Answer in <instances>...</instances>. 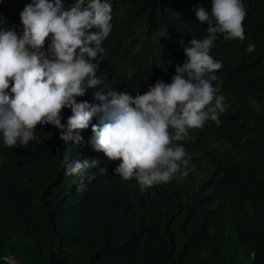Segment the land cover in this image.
I'll use <instances>...</instances> for the list:
<instances>
[{
	"label": "trees",
	"instance_id": "trees-1",
	"mask_svg": "<svg viewBox=\"0 0 264 264\" xmlns=\"http://www.w3.org/2000/svg\"><path fill=\"white\" fill-rule=\"evenodd\" d=\"M29 2L0 0V27L21 31ZM111 2L113 28L96 73L105 90L134 95L157 79L171 82L189 41L207 35L195 12L211 0ZM243 2L245 39L217 34L210 49L222 62L212 83L225 111L219 125L208 121L176 142L187 164L169 182L141 190L134 178L122 180L112 171L118 161L88 143L91 125L79 144L39 124L27 148L0 143V254L16 264H264V0ZM94 93L77 100L99 103ZM69 115L62 109L61 122ZM86 158L98 164L78 191L65 161Z\"/></svg>",
	"mask_w": 264,
	"mask_h": 264
},
{
	"label": "clouds",
	"instance_id": "clouds-1",
	"mask_svg": "<svg viewBox=\"0 0 264 264\" xmlns=\"http://www.w3.org/2000/svg\"><path fill=\"white\" fill-rule=\"evenodd\" d=\"M246 14L243 0H211L210 9L198 7L195 15L207 24V35L189 41L171 82L157 79L133 95L99 87L96 75L103 41L113 28L111 0H72L67 6L66 0H30L19 13L21 31L0 27V143L27 148L39 124L57 128L65 143L79 144L82 130L91 125L88 143L118 161L112 171L122 180L134 178L141 190L169 182L187 164L188 154L176 142L208 121L220 123L226 105L220 83L212 82L218 81L222 62L210 49L217 34L243 41ZM254 50L249 42L245 51ZM88 89H95L99 103L77 100ZM62 109L71 111L66 123ZM97 164L96 158L65 161L66 174L78 178V191L94 179L89 170ZM0 264L16 262L11 254H0Z\"/></svg>",
	"mask_w": 264,
	"mask_h": 264
},
{
	"label": "water",
	"instance_id": "water-1",
	"mask_svg": "<svg viewBox=\"0 0 264 264\" xmlns=\"http://www.w3.org/2000/svg\"><path fill=\"white\" fill-rule=\"evenodd\" d=\"M16 262V261H15Z\"/></svg>",
	"mask_w": 264,
	"mask_h": 264
}]
</instances>
